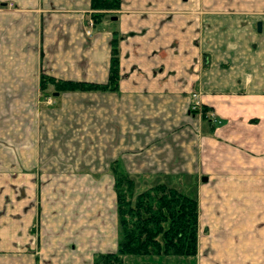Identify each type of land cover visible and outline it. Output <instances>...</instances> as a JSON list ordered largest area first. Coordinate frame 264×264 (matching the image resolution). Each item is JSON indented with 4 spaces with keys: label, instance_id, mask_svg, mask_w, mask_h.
I'll return each instance as SVG.
<instances>
[{
    "label": "crops",
    "instance_id": "crops-1",
    "mask_svg": "<svg viewBox=\"0 0 264 264\" xmlns=\"http://www.w3.org/2000/svg\"><path fill=\"white\" fill-rule=\"evenodd\" d=\"M90 13L89 0H0V264L115 252L114 163L136 192L164 183L197 208L194 255L123 264H264V0ZM114 31L117 89L39 108V73L106 82ZM195 99L212 122L189 111Z\"/></svg>",
    "mask_w": 264,
    "mask_h": 264
},
{
    "label": "trees",
    "instance_id": "trees-1",
    "mask_svg": "<svg viewBox=\"0 0 264 264\" xmlns=\"http://www.w3.org/2000/svg\"><path fill=\"white\" fill-rule=\"evenodd\" d=\"M120 0H89V15L93 24L109 12L119 8ZM117 32L109 41V64L104 83L74 81L54 78L39 73L40 97H52V93L115 91L118 80ZM55 98V97H53ZM209 122L207 109L190 110ZM113 189L117 215V246L112 253L97 254L92 264H123L124 255H172L189 256L196 252L197 208L194 198L156 183L136 192L134 179L123 173L114 163Z\"/></svg>",
    "mask_w": 264,
    "mask_h": 264
},
{
    "label": "rangeland",
    "instance_id": "rangeland-1",
    "mask_svg": "<svg viewBox=\"0 0 264 264\" xmlns=\"http://www.w3.org/2000/svg\"><path fill=\"white\" fill-rule=\"evenodd\" d=\"M111 13L112 12H109V14L108 15H111ZM85 34H88V33H86L85 32ZM57 93L55 94V95H53V93H52V97H44V98H41L40 97V93H39V95H38V102H37V105H38V107L40 108V107H42V106H45V107H53V106H51V105H53L54 104V101H56V99H57ZM53 97H55V98H53ZM8 98V97H7ZM6 97H3V96H0V105L2 104V103H4V101H6V99H7ZM194 98H196V97H194ZM195 101H196V99H195ZM198 102V101H197ZM78 138V137H77ZM79 150V149H78ZM183 181H184V179H183ZM192 181H194V180H192ZM188 183V186L190 185V188H193V185L192 184H195L194 182H188L187 180L186 181H184V182H182V183ZM186 183V184H187ZM187 186V187H188ZM208 235H204V237H207ZM210 236V235H209ZM160 255V254H159ZM137 256V255H136ZM139 256V255H138ZM189 256H192V255H189Z\"/></svg>",
    "mask_w": 264,
    "mask_h": 264
},
{
    "label": "built area",
    "instance_id": "built-area-1",
    "mask_svg": "<svg viewBox=\"0 0 264 264\" xmlns=\"http://www.w3.org/2000/svg\"><path fill=\"white\" fill-rule=\"evenodd\" d=\"M87 26L90 27L91 26V21H88ZM195 95H192V98H194ZM200 105L197 101H194L190 106H189V111L190 110H195V109H199Z\"/></svg>",
    "mask_w": 264,
    "mask_h": 264
},
{
    "label": "water",
    "instance_id": "water-1",
    "mask_svg": "<svg viewBox=\"0 0 264 264\" xmlns=\"http://www.w3.org/2000/svg\"><path fill=\"white\" fill-rule=\"evenodd\" d=\"M109 19H111V20H114L115 19V16H110L109 17ZM259 25L257 24V27H258ZM56 93H53V95H55ZM204 180V179H203Z\"/></svg>",
    "mask_w": 264,
    "mask_h": 264
}]
</instances>
